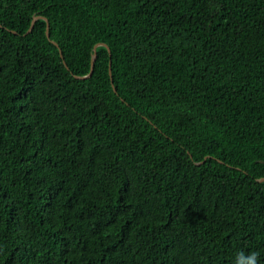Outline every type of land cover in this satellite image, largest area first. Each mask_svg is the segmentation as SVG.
Wrapping results in <instances>:
<instances>
[{"label":"trees","instance_id":"trees-1","mask_svg":"<svg viewBox=\"0 0 264 264\" xmlns=\"http://www.w3.org/2000/svg\"><path fill=\"white\" fill-rule=\"evenodd\" d=\"M240 253L264 264V0H0V264Z\"/></svg>","mask_w":264,"mask_h":264},{"label":"clouds","instance_id":"clouds-1","mask_svg":"<svg viewBox=\"0 0 264 264\" xmlns=\"http://www.w3.org/2000/svg\"><path fill=\"white\" fill-rule=\"evenodd\" d=\"M235 264H259L258 254L251 253L245 256L243 253L238 254Z\"/></svg>","mask_w":264,"mask_h":264},{"label":"water","instance_id":"water-1","mask_svg":"<svg viewBox=\"0 0 264 264\" xmlns=\"http://www.w3.org/2000/svg\"><path fill=\"white\" fill-rule=\"evenodd\" d=\"M39 16H36L35 18H34V20L35 19H37ZM33 27V22H32V24H31V27H30V29ZM48 28H49V22H48V20H47V34L49 35V33H48ZM101 44H104L105 45V43H101ZM97 46V45H96ZM95 46V47H96ZM95 58H96V52H94V54H93V59H92V65H91V71H90V73L89 74H91L92 73V71H93V64H94V61H95ZM87 76V75H86ZM83 77H85V76H83Z\"/></svg>","mask_w":264,"mask_h":264}]
</instances>
